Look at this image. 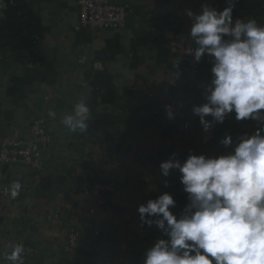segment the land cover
<instances>
[{
  "label": "crops",
  "instance_id": "0c3cea01",
  "mask_svg": "<svg viewBox=\"0 0 264 264\" xmlns=\"http://www.w3.org/2000/svg\"><path fill=\"white\" fill-rule=\"evenodd\" d=\"M3 1L0 138L12 130L24 132L43 117L53 143L40 155L42 175L35 188L30 169L0 166V187L22 184L16 199L0 197V254L9 243H22L33 250L24 256L25 264H142L155 240L146 239L149 230L137 208L156 199L164 183L160 163L191 148L208 156L226 154L232 149L219 143L225 134L234 141L251 135L255 122H238L230 114L209 132L202 130L191 109L204 102L202 84L210 80L211 58L205 55L200 75L188 87L185 67L167 47L178 36L192 45L180 0H111L130 3L126 27L95 32L76 29L75 0ZM262 5L264 0H235L233 21L255 18L264 24ZM226 6V0H217L213 8ZM81 57L89 63L80 64ZM28 62L36 68H26ZM79 100L91 109L83 134L61 123ZM166 106L175 114L171 120ZM118 160L123 164L116 168ZM103 180L116 182L118 204L90 214L82 191ZM26 205L29 218L21 214ZM66 228L82 236V245L69 253ZM0 264L9 262L0 258Z\"/></svg>",
  "mask_w": 264,
  "mask_h": 264
},
{
  "label": "clouds",
  "instance_id": "9594fccd",
  "mask_svg": "<svg viewBox=\"0 0 264 264\" xmlns=\"http://www.w3.org/2000/svg\"><path fill=\"white\" fill-rule=\"evenodd\" d=\"M226 3L222 11L207 5L200 14L186 11L191 21L188 54L197 63L207 55L212 65L210 80L202 84L204 102L191 111L205 133L230 114L238 122L254 121L256 129L235 141L225 134L219 143L232 149L226 154L190 152L183 161L173 154L160 163L163 177L179 173L188 203L179 217L170 210L175 201L168 193L138 206L140 222L155 225L164 237L145 251L142 264H264V24L255 18L233 21L235 0ZM165 112L174 118L171 106ZM90 116L87 102L79 100L61 123L83 134ZM21 191L19 181L5 189L10 199ZM24 253L22 243H9L0 258L25 264Z\"/></svg>",
  "mask_w": 264,
  "mask_h": 264
},
{
  "label": "built area",
  "instance_id": "2783aa9c",
  "mask_svg": "<svg viewBox=\"0 0 264 264\" xmlns=\"http://www.w3.org/2000/svg\"><path fill=\"white\" fill-rule=\"evenodd\" d=\"M78 11V24L76 29H87L91 32L97 30H120L127 24V18L132 12L130 3L117 4L111 0H75ZM6 3L0 0V12L6 9ZM262 8L264 5L261 6ZM167 47L170 55L175 61L182 64L186 69L185 83L191 87L200 75L205 56L197 63L193 56L188 54V45L183 37H173L168 40ZM79 63L85 65L89 63L86 57H81ZM28 69L36 68V64L28 62L25 65ZM53 143V137L45 125V119L38 117L27 127L26 131L21 132L12 130L5 133L0 138V166H24L33 172L31 187L35 188L41 179L43 163L40 155L45 152ZM122 161L115 162L116 168L122 165ZM0 187V197L9 198L5 189ZM117 184L114 180L93 181L86 186L82 194L90 203L89 213L94 214L97 209H112L118 202L114 194ZM31 207L26 205L22 217L29 218ZM131 211V210H129ZM51 216L48 218L51 220ZM65 242L64 251L69 253L78 249L82 245V236L78 229H68L64 231ZM95 236L98 232L94 233ZM25 247L24 256L32 255L33 250Z\"/></svg>",
  "mask_w": 264,
  "mask_h": 264
},
{
  "label": "trees",
  "instance_id": "16d2710c",
  "mask_svg": "<svg viewBox=\"0 0 264 264\" xmlns=\"http://www.w3.org/2000/svg\"><path fill=\"white\" fill-rule=\"evenodd\" d=\"M200 155L204 154L208 156V154L205 151L198 150L196 148L187 149L183 152L175 153V158L183 161L186 159L189 153ZM173 156V154L170 155V157ZM161 179L164 181L163 185L156 191V198L162 193H168L170 194L174 201H175V207L171 208L170 210L173 212L174 215H179L182 213L183 208L188 203L187 201V194L183 191V187L179 182V173L176 171H170V175L165 178L161 175ZM165 180L167 181V187L165 186ZM146 227L149 230V235L146 239L148 240H157L162 237V234L160 230H158L155 225L149 227L146 225Z\"/></svg>",
  "mask_w": 264,
  "mask_h": 264
},
{
  "label": "water",
  "instance_id": "95a60500",
  "mask_svg": "<svg viewBox=\"0 0 264 264\" xmlns=\"http://www.w3.org/2000/svg\"><path fill=\"white\" fill-rule=\"evenodd\" d=\"M217 0H180L178 3V8L182 12V16L186 19L185 24L187 26L188 32L191 27V21L186 15L187 10H191L194 14H200L201 6L207 5L214 7Z\"/></svg>",
  "mask_w": 264,
  "mask_h": 264
}]
</instances>
